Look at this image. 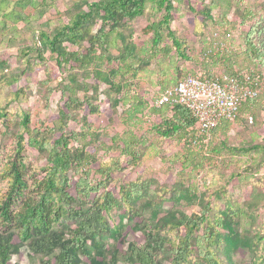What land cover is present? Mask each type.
Wrapping results in <instances>:
<instances>
[{"label":"rangeland","instance_id":"1","mask_svg":"<svg viewBox=\"0 0 264 264\" xmlns=\"http://www.w3.org/2000/svg\"><path fill=\"white\" fill-rule=\"evenodd\" d=\"M93 1L97 0H0V60L6 64L0 66V106H7L5 119L0 118V201L4 200L10 187L7 169L14 157L23 113L29 112L33 128L52 126L58 107L64 103L61 90L71 84L81 99L85 95L93 98L98 112L90 114L79 110L69 127L79 132L87 129V141L98 148L99 157L118 154L111 138L117 133L122 134L128 126L146 137L140 164L117 172L110 183L117 199L122 187L131 182L143 183L150 191L162 196L158 211L148 207L144 213L147 219L159 221L177 211L198 212L214 192L210 217L218 215L225 219L219 228L225 252L219 255L226 264H264V167H251L253 160L263 159L264 154L248 147L252 143H263L264 70H258L244 53V32L261 17L264 0H172V28L177 36L189 43L185 48L186 60L178 57L174 49L168 53L151 51L152 34L147 26L161 19L163 11L148 3L142 16L117 27L121 37L116 47L111 46L105 51L107 58L115 59L112 64L102 66L107 75L116 68L117 58L129 44L140 60L148 59L136 76L130 71L112 79L123 86L120 93L110 87L111 77L110 82L96 79L92 67L81 70L68 66L59 71L49 59L17 81L7 82L8 74L20 73L23 58L18 51L32 43L36 31L52 32ZM212 3H218V6L212 9L211 18L201 14L202 7ZM242 18L246 19L244 24L239 22ZM46 66L52 70L50 76ZM251 70L260 77L261 97L251 109L237 116L225 135L213 139L215 150L220 148L219 153L198 145L187 148L183 142L161 141L147 132L155 119L149 108L155 106L162 90L173 85L183 72L221 76ZM15 92L20 93V98L9 102ZM134 96L143 112L139 115L140 120L131 125L125 120L124 110ZM23 155L28 165L24 173L27 187L23 198L14 200V211H18L23 200L33 194L35 179L42 174L41 167L46 164V159L29 146L25 147ZM95 167L96 164L91 166L92 169ZM70 176L73 181L76 179V173L72 172ZM140 202L142 199L137 204ZM228 215L232 221L227 219ZM109 220L129 222L120 200ZM3 228L0 216V231ZM140 236L138 232L127 239L138 241ZM193 257L188 264H206L202 257ZM12 262L40 264V258L23 248L12 257Z\"/></svg>","mask_w":264,"mask_h":264},{"label":"trees","instance_id":"2","mask_svg":"<svg viewBox=\"0 0 264 264\" xmlns=\"http://www.w3.org/2000/svg\"><path fill=\"white\" fill-rule=\"evenodd\" d=\"M148 3L163 11L161 19L147 26L152 34L151 51L158 53L165 50L168 53L174 49L178 57L186 60L185 48L189 43L177 36L172 28V0H97L88 3L86 9L75 13L68 23L60 24L52 32L36 31L32 43L18 51L23 58L20 73L8 74L7 82L17 81L49 59L59 71L66 70L68 66L81 70L92 67L96 79H108L110 82L111 77L110 87L120 93L123 86L112 79L130 71L136 76L148 59L140 60L129 44L126 51L120 53L116 68L109 71V76L102 66L112 64L115 59L107 58L105 51L111 46L116 47L121 37L117 27L142 16ZM212 4L202 7L201 14L211 18L212 9L218 6V3ZM262 12L261 17L244 32V53L258 70H264V4ZM245 21L242 18L239 22L244 24ZM3 65H6L5 61L0 60V66ZM51 71L46 66L49 76ZM187 74L208 79L216 77L183 72L173 85ZM227 75L239 80L248 75L253 79L252 83L257 82L258 87L261 84L258 73L253 70L229 72ZM19 94L15 92L9 102L19 99ZM61 94L64 103L58 107L52 126L33 128L29 112L25 111L22 115L14 157L7 169L10 187L4 200L0 201V216L4 225L0 231V264H19L12 262V257L23 248L37 255L40 264H188L193 256L202 257L206 264H226L219 255L225 252L219 235V228L225 219L218 215L210 217L211 197L215 193H209L198 212L188 214L177 211L175 215L164 216L159 221L147 219L145 211L148 207L158 211L161 195L150 191L143 183L131 182L122 187L117 199L110 187L117 172L140 164L146 137L138 135L128 126L122 134L117 133L111 138L118 154L99 157L98 148L87 141L88 130L79 132L69 127V123L76 120L79 110L90 114L98 112L93 98L85 95L81 99L71 84L64 86ZM260 97L258 94L243 102L238 115L256 105ZM138 101L134 96L131 103H126L124 116L131 125L140 120L139 115L143 112ZM6 107L0 106V118L5 119ZM149 110L155 119L147 128L148 133L161 141L183 142L187 148L198 145L216 153L220 152V148L215 150L213 139L225 135L236 120H221L209 131L210 138L206 143L198 120L185 105L167 103L160 107L152 106ZM26 146L38 151L46 159V164L41 167L42 174L35 179L33 194L23 200L18 211H14V200L23 198L27 187L24 173L28 165L23 155ZM248 147L264 154V136L263 143H252ZM93 164H96L94 169L91 168ZM251 167H264V158L253 160ZM72 172L76 173L74 181L70 176ZM141 199L142 202L137 204ZM118 200L126 208L129 220L126 224L109 220ZM227 219L232 221L230 215ZM138 232L141 233L138 241L127 239Z\"/></svg>","mask_w":264,"mask_h":264},{"label":"built area","instance_id":"3","mask_svg":"<svg viewBox=\"0 0 264 264\" xmlns=\"http://www.w3.org/2000/svg\"><path fill=\"white\" fill-rule=\"evenodd\" d=\"M244 75L243 80L224 74L211 79L187 74L175 85L164 89L154 105L167 103L185 105L198 120L200 130L205 134L204 142L210 138V130L223 120H234L243 102L257 97L258 83Z\"/></svg>","mask_w":264,"mask_h":264}]
</instances>
